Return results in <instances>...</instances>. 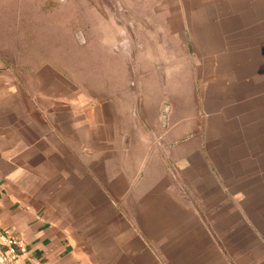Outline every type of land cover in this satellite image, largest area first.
I'll use <instances>...</instances> for the list:
<instances>
[{
    "label": "crops",
    "instance_id": "obj_1",
    "mask_svg": "<svg viewBox=\"0 0 264 264\" xmlns=\"http://www.w3.org/2000/svg\"><path fill=\"white\" fill-rule=\"evenodd\" d=\"M125 55L123 88L64 62L34 79L0 69V230L24 247L12 264H264V164L209 141L172 47L138 50L135 113L100 103L131 101Z\"/></svg>",
    "mask_w": 264,
    "mask_h": 264
},
{
    "label": "rangeland",
    "instance_id": "obj_2",
    "mask_svg": "<svg viewBox=\"0 0 264 264\" xmlns=\"http://www.w3.org/2000/svg\"><path fill=\"white\" fill-rule=\"evenodd\" d=\"M158 45L175 51L177 79L190 76L209 141L264 164V0H0V69L34 79L64 62L103 89L123 88L126 54L133 97L101 93L111 108L135 113L137 52Z\"/></svg>",
    "mask_w": 264,
    "mask_h": 264
},
{
    "label": "built area",
    "instance_id": "obj_3",
    "mask_svg": "<svg viewBox=\"0 0 264 264\" xmlns=\"http://www.w3.org/2000/svg\"><path fill=\"white\" fill-rule=\"evenodd\" d=\"M14 246L19 250L20 253H24V247L22 243L17 240L11 232L0 230V263L1 264H12L16 251ZM27 264H33L29 261Z\"/></svg>",
    "mask_w": 264,
    "mask_h": 264
},
{
    "label": "water",
    "instance_id": "obj_4",
    "mask_svg": "<svg viewBox=\"0 0 264 264\" xmlns=\"http://www.w3.org/2000/svg\"><path fill=\"white\" fill-rule=\"evenodd\" d=\"M161 121H162V122L164 121V117L161 118Z\"/></svg>",
    "mask_w": 264,
    "mask_h": 264
}]
</instances>
